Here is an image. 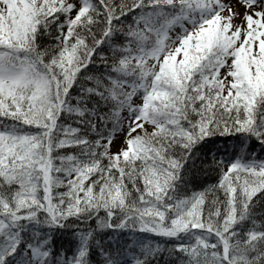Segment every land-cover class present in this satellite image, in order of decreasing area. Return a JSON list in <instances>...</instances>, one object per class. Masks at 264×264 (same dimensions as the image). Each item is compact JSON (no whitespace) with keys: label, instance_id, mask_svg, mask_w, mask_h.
<instances>
[{"label":"snow or ice","instance_id":"obj_1","mask_svg":"<svg viewBox=\"0 0 264 264\" xmlns=\"http://www.w3.org/2000/svg\"><path fill=\"white\" fill-rule=\"evenodd\" d=\"M0 264H264V0H0Z\"/></svg>","mask_w":264,"mask_h":264}]
</instances>
